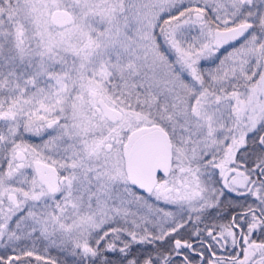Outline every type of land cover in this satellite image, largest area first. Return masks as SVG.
<instances>
[{"label": "snow or ice", "instance_id": "obj_1", "mask_svg": "<svg viewBox=\"0 0 264 264\" xmlns=\"http://www.w3.org/2000/svg\"><path fill=\"white\" fill-rule=\"evenodd\" d=\"M0 264H264V0H0Z\"/></svg>", "mask_w": 264, "mask_h": 264}]
</instances>
